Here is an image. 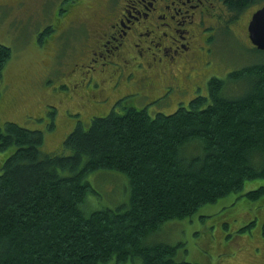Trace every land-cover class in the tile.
<instances>
[{"label": "trees", "instance_id": "trees-1", "mask_svg": "<svg viewBox=\"0 0 264 264\" xmlns=\"http://www.w3.org/2000/svg\"><path fill=\"white\" fill-rule=\"evenodd\" d=\"M252 4L230 0L240 11ZM11 57L0 43V75ZM207 91L171 113L153 114L143 98L102 103L87 126L76 119L67 152H46L40 129L0 126V150H9L0 164V264H191L179 258L182 242L148 238L231 193L264 195V60L210 77ZM111 172L123 174L127 192L115 205L102 203L97 179Z\"/></svg>", "mask_w": 264, "mask_h": 264}, {"label": "rangeland", "instance_id": "rangeland-1", "mask_svg": "<svg viewBox=\"0 0 264 264\" xmlns=\"http://www.w3.org/2000/svg\"><path fill=\"white\" fill-rule=\"evenodd\" d=\"M71 1L0 0V43L12 50V57L0 75V126H4L6 121H15L25 127L42 130L46 152H67L64 140L75 127L76 119H82L87 126L91 114L98 110L91 104L79 107L76 96H67L61 91H64V83L70 85L71 64L80 60L82 48H96L91 43L95 33L91 23L93 13L100 11L104 0H80L78 5L69 7ZM71 18L74 22L69 21ZM223 19L219 22H224ZM231 26L232 29L222 26L217 32L212 44L211 64L204 67L211 73L200 79V88L195 94L208 92V81L212 76L225 78L241 64L264 60V51L254 49L242 26ZM204 58L203 55L201 62ZM86 69L84 67L83 71ZM188 96L193 97L194 94H174L172 98L156 100L150 104L151 112L171 113L176 109L177 101L191 99L186 98ZM52 107L56 108L54 126ZM80 108L83 112L77 115L75 112ZM102 114L105 113H99ZM8 152L0 150V164L4 158L2 154ZM95 177L97 174H92L91 179L102 188L103 204L115 205L127 200L123 174L111 172L98 176V180L103 178L100 184ZM262 181L251 182L241 193ZM237 194L231 193L214 203L202 205L187 218L166 222L148 241L182 242L179 258L191 264H264V238L261 235L264 229V195L252 200ZM114 196L117 200L119 196L116 203L110 202ZM252 221V225L241 230Z\"/></svg>", "mask_w": 264, "mask_h": 264}, {"label": "flooded vegetation", "instance_id": "flooded-vegetation-1", "mask_svg": "<svg viewBox=\"0 0 264 264\" xmlns=\"http://www.w3.org/2000/svg\"><path fill=\"white\" fill-rule=\"evenodd\" d=\"M252 1L240 11L230 0H104L91 23L96 48H82L80 60L71 64L70 85L64 83L61 93L76 96L81 108L103 103L107 109L134 103L135 98L150 104L174 94L193 95L200 79L211 73L204 67L211 64L212 44L222 26H242L251 41L249 22L264 6L263 0Z\"/></svg>", "mask_w": 264, "mask_h": 264}, {"label": "water", "instance_id": "water-1", "mask_svg": "<svg viewBox=\"0 0 264 264\" xmlns=\"http://www.w3.org/2000/svg\"><path fill=\"white\" fill-rule=\"evenodd\" d=\"M248 31L251 42L257 48L264 50V6L253 13Z\"/></svg>", "mask_w": 264, "mask_h": 264}]
</instances>
